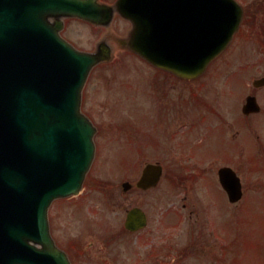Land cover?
<instances>
[{
	"label": "water",
	"instance_id": "1",
	"mask_svg": "<svg viewBox=\"0 0 264 264\" xmlns=\"http://www.w3.org/2000/svg\"><path fill=\"white\" fill-rule=\"evenodd\" d=\"M200 2L208 6L207 0ZM117 5L135 26L131 48L158 66L199 73L220 47L210 44L206 10L189 46L193 65L188 45L183 58H172L182 52L162 36L161 0H118ZM61 16L96 24L111 19L109 9L95 0H0V264H69L50 238L47 210L53 200L79 193L93 160L95 130L80 113V99L89 71L105 50L87 54L72 48L58 34L61 22L49 21ZM262 84L264 79L254 83ZM256 106L248 98L243 111ZM160 175V166L147 165L137 186H154ZM218 175L229 200H239L235 173L221 168ZM144 225L140 210L128 213L127 229Z\"/></svg>",
	"mask_w": 264,
	"mask_h": 264
},
{
	"label": "rangeland",
	"instance_id": "2",
	"mask_svg": "<svg viewBox=\"0 0 264 264\" xmlns=\"http://www.w3.org/2000/svg\"><path fill=\"white\" fill-rule=\"evenodd\" d=\"M127 29L128 26L118 15H115L111 23L105 27L68 18L64 20V29L61 34L77 49L93 52L101 42H110L112 36L124 37ZM123 54L131 61H125L123 57L121 61L113 62L111 65L108 63L106 72H99L102 69L99 66L91 72L83 91L81 110L94 123H98L103 129H109L106 134H100L98 137L100 143L105 140L109 147L117 143L124 144V133L120 131L119 125H130L138 132L140 131L141 137L146 136V132L142 130L149 127L155 141H160L162 136L157 137L154 134L156 124L152 123L148 114L150 111L143 104L145 100H139L141 103L139 106L131 102L135 107L127 104L115 107L110 104L112 99L103 100L98 94L101 81L106 83L111 80L114 83L127 80L125 76L128 75H130L131 84L146 85L144 83L148 67L142 65L132 55ZM221 69L229 73L233 67L224 63ZM225 74L217 80H214L211 74L192 81V84L184 82L185 94L188 93V87L189 96L197 92V105L201 106L204 112L210 107H216L217 118L225 126L224 131H221L220 124L214 126L210 124L213 126L210 134L214 146V148L211 147L212 159L202 161L197 158L200 154L194 156L191 153L175 154L174 150L178 149L176 144L166 139L157 143L158 147L153 148L155 151L152 149L155 143L147 139L142 140L140 146L134 144V153L117 155L116 152V155L103 156L98 151L87 172L86 186L82 193L79 196L58 199L51 204L48 210L50 232L56 245L67 253L71 264H177L175 245L178 228L175 226V209L178 205V197L184 194L186 189L181 191L178 185H171L172 177L176 179V176L172 175L188 177L182 171L184 166L189 167L186 170L192 168L195 175H198L197 167L203 170V177H198L196 182L187 179L183 184L189 187L188 195L193 199H198V194L200 197L202 191L200 185L208 188L201 197L204 202L216 205L212 216L216 222L214 227L220 229L223 227L221 214L226 208V202L218 186L217 170L223 165H230L237 171L245 188V207L239 213V218L242 217L241 222L244 225L241 230L245 234V241L247 244L255 243L260 246V249L254 248L258 250L257 259L254 260V249L248 254V264H252L253 260V264H264V190H262L264 185V90L252 89L251 83L255 78L251 76L250 69L243 77ZM245 91L248 94L254 93L256 96L258 93L257 97L263 107L261 105L262 110L259 115L247 118L246 125L240 128L239 125H244V118L240 117V114L246 96ZM242 95H244L243 98ZM102 104L106 106L101 107ZM196 111L199 112V109L195 110L190 119L195 118ZM204 112H199L197 119L201 121L204 117L205 121L208 117L204 116ZM210 112L212 113L211 110ZM210 116L211 122H219L213 114ZM139 118L145 120V123L139 122ZM189 118L186 117V119ZM230 120L238 125L228 124ZM195 124L198 123L195 122ZM187 126L188 123L185 122L183 128ZM176 127H172V131ZM195 127L197 129L195 134H198L196 136L202 137L205 130L200 132V126ZM129 134L131 135L130 132ZM149 134L152 137L151 133ZM166 138H169V134H166ZM240 138L242 143L237 142ZM181 149L189 151L187 147L182 146ZM199 149L207 150L203 145L199 146ZM197 159L202 164L197 163ZM155 162H159L164 170L163 178L158 186L146 192L134 190L122 195L121 183L133 182L145 163ZM134 206H139L145 211L148 216V225L138 233H126L122 231L125 210ZM235 210L237 208L233 207L232 215ZM226 214H230V211L226 210ZM234 221L231 217V222L234 223ZM227 228L230 230V226ZM167 239L172 243V249L166 247ZM195 264H208V262L205 260Z\"/></svg>",
	"mask_w": 264,
	"mask_h": 264
},
{
	"label": "flooded vegetation",
	"instance_id": "3",
	"mask_svg": "<svg viewBox=\"0 0 264 264\" xmlns=\"http://www.w3.org/2000/svg\"><path fill=\"white\" fill-rule=\"evenodd\" d=\"M236 1L240 7L235 8L234 13H232L231 6L227 8L222 5L223 0H220L219 6L212 5L209 7V19L213 26L211 30L217 28L219 33L223 35V29L228 25L231 26L233 22L238 25V28L224 50L210 62L208 69L193 80H184L168 70L156 68L139 58L136 54L131 53L125 42L128 39L130 30L124 39L112 37L111 42L106 43L109 47L110 59L99 63L100 68H102L99 72H106L105 68L107 66L113 62L121 61L123 57L125 61H131L123 53H127L129 56L132 55L142 65L144 64L148 67L145 86L140 83L131 84V78L128 75L125 76L128 78L127 80L115 81L114 83L111 80L106 81V83L101 81L98 87L99 96H102L103 100L112 99L110 104L115 105V107H121L124 104L135 107L132 103L139 106L141 105L139 100H145L143 104L150 111L148 114L152 123L156 124L154 134L157 137L162 136V139L156 142L149 127L142 130L146 132V136L141 137L140 131L138 132L130 125H119L120 131L124 133V144L130 145L129 152H134V144L140 146L142 140L153 141L155 143L152 146L153 149L158 147L157 143H161L166 139L176 144L178 149L174 150L175 154L191 153L193 156L200 154L197 158L202 161H206L209 158L212 159L211 154L213 151L211 147L214 148V146L210 134L205 139L201 138L199 140L195 134L196 124L188 117L192 111L190 107L194 105L193 99L197 92L189 96L188 87V93L185 94L184 82L192 84V81L211 74L213 76H222L227 73L226 70L221 69L224 63L233 67L230 72L238 76H246L248 69L252 71V77L264 75V0ZM162 2V25L165 34L167 35L168 27H170L172 35L178 37L171 39V41L176 40L183 44L194 40L196 26L199 25L200 20L199 0H163ZM116 51L119 53H115ZM108 63L110 64L107 65ZM101 77L104 78L103 76ZM105 106L106 104H102L101 107ZM186 117L189 119H186ZM138 120L141 123H145L143 119L139 118ZM185 122L188 123V126L183 128ZM172 127H176L174 131H172ZM114 129L116 130V127ZM107 131L109 129H103L99 124L96 127L97 136L99 133L106 134ZM149 133H151L152 137ZM166 134H169V138H166ZM239 142L242 143L241 140ZM202 145L207 150L200 151L199 146ZM182 146L187 147L189 151H183L181 149ZM100 147H103L102 151L105 154L110 152L107 149L109 145L105 140L100 144ZM153 150L155 151V149ZM197 163L202 164L198 159ZM188 168L185 166L182 168V171L188 177L178 175V178L177 175L173 174L172 176H176V179L172 177L171 182V185H178L181 191L186 189V192L178 197V205L175 209V226L178 228L175 245L177 264H195L205 260H207L208 264H248V254L252 253L249 249H253L249 248L245 241V234L241 230V227L244 226L243 222H241L242 217L239 218L240 211L245 207V188H243L244 197L236 203H231L226 197L224 190L218 185L225 196L226 208L221 214L223 227L216 229L214 227L216 222L212 216V211L215 210L216 205L204 202L201 197L202 193L208 188L200 185L202 187L200 188L202 189L200 197L198 194V199H193L188 195L189 187L183 184L187 179L196 182L198 177H203L204 172L197 167L198 175H195L192 168L186 170ZM262 190H264V187ZM233 207L237 208L233 213L234 215H232ZM226 210H229L230 214L227 215ZM231 217L235 220L234 223L231 222ZM227 226H230V230H228ZM236 243L239 244L236 246ZM165 245L168 249L173 248L172 243L168 239ZM255 248L259 247L256 246ZM257 257V251L254 250V260Z\"/></svg>",
	"mask_w": 264,
	"mask_h": 264
}]
</instances>
